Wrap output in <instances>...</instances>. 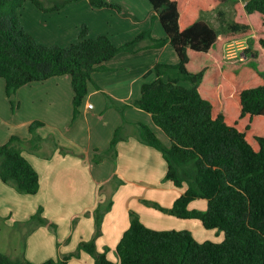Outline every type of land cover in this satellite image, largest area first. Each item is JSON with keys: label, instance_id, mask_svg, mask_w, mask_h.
I'll list each match as a JSON object with an SVG mask.
<instances>
[{"label": "trees", "instance_id": "obj_1", "mask_svg": "<svg viewBox=\"0 0 264 264\" xmlns=\"http://www.w3.org/2000/svg\"><path fill=\"white\" fill-rule=\"evenodd\" d=\"M77 1L0 0V79L5 94L10 97L27 84L68 76L75 119L92 73L105 70V63L119 53L168 43L177 63H157L155 80L143 84L140 98L131 103L149 114L170 141L166 147L139 125V141L158 150L165 161L164 179L175 188L186 186L170 209L155 207L179 220H198L204 229L224 236L221 243H199L188 231L151 230L130 212L112 262L96 250L102 219L95 215V236L81 242L78 251L88 254L93 264H264V0H148L165 38L153 40L145 31L120 47L106 35L88 38L85 25L77 42L46 47L19 21L18 9L26 3L50 12ZM87 1L92 8L119 10L106 0ZM229 2L234 14L223 31L201 20L205 13L222 17L221 7ZM237 40L246 41L243 59L227 60L224 47ZM39 126L31 124L29 132ZM19 141L11 137L0 146V180L32 196L39 190V178L17 147ZM117 141L115 133L109 151ZM195 200H205L206 210L190 211L188 205ZM111 205L109 201L105 213ZM40 212L34 219L47 225ZM73 257L78 253L40 264H67ZM0 264L33 263L0 253Z\"/></svg>", "mask_w": 264, "mask_h": 264}, {"label": "crops", "instance_id": "obj_2", "mask_svg": "<svg viewBox=\"0 0 264 264\" xmlns=\"http://www.w3.org/2000/svg\"><path fill=\"white\" fill-rule=\"evenodd\" d=\"M124 1L130 4L123 9L119 6V10L95 9L87 0L50 12L35 11L26 5L30 21L38 28L23 15L20 22L36 43L48 47L75 43L82 25L87 27L88 38L106 35L117 47L145 31H150L153 40L165 38L159 22H152L155 13L151 6L150 9L144 0ZM106 15L114 17V21ZM157 63H177L168 43L159 49L117 54L105 63V70L92 73L88 93L75 119L68 76L27 84L10 97L0 79V146L11 137L18 138L17 147L39 178V190L32 196L20 194L0 180V220H7L6 229L11 228L9 223L17 224L18 230L27 236L22 248H13L12 255L5 252L9 258L40 264L78 253L67 264H93L88 254L78 251L81 242L94 238L96 227L92 216L85 218L80 214L83 208H95L94 196L86 202L76 196L81 193L78 180L86 173L91 187L96 192L103 187L108 203L112 204L101 221L99 237L94 239L97 252L106 257H113L129 227L130 212L151 230L188 231L194 239L205 236L198 220H179L155 207L170 209L184 192L164 179L165 161L158 150L139 141V125L149 128L166 147L170 146L169 139L149 114L131 105L140 98L141 86L155 80ZM35 122L41 126L31 134L29 126ZM115 133L118 141L111 152L110 141ZM81 183L85 186L84 181ZM79 202L84 203L79 206ZM206 207L204 202L188 205L190 211H205ZM39 209V216L47 225L34 219ZM29 225L33 227L30 235ZM216 235L221 237L220 233Z\"/></svg>", "mask_w": 264, "mask_h": 264}, {"label": "rangeland", "instance_id": "obj_3", "mask_svg": "<svg viewBox=\"0 0 264 264\" xmlns=\"http://www.w3.org/2000/svg\"><path fill=\"white\" fill-rule=\"evenodd\" d=\"M106 1L110 4L116 5L118 7L121 6L122 9H123V6L130 4V2H125L124 0H106ZM109 1H112V2H109ZM144 4H147V6L150 8L148 0H144ZM26 5H29V6H31V8H33V10L38 11L34 5H31L30 3H26L24 8L18 9L19 21H20V17L23 15L22 18H25L27 20V22L30 23L34 28H38V25H36L35 22L30 21V16L28 15V13L26 11ZM109 9L115 10L114 8H109ZM221 10L223 12L222 17L219 18L216 13H209V14L205 13L202 15L201 20L203 22L207 23L210 27H212L216 31L221 32L224 30L225 25L228 22H230L233 18V14H234L233 2H229V3L225 4L224 6L221 7ZM106 17H108V18L110 17V18H112V21H114V17L107 16V15H106ZM154 18L155 17L152 18V22L154 20H155V22H158V20L156 18L155 19ZM82 26H81V28H82ZM81 28H80V30H81ZM63 29H64V27H63ZM80 30H79V32H80ZM77 40H78V38H77ZM77 40H76V42H77ZM231 43H232V52L235 55V57H232L230 59L227 58V60L238 59L246 47V41L245 40H237V41H233ZM231 43H229V44H231ZM227 45L224 47V57L227 53V50H226ZM46 47H48V46H46ZM60 48H64V47H60ZM182 85L184 87H188V88L190 87L189 83L188 84L183 83ZM90 162L94 163V159L93 160L90 159ZM88 177H89V175H88V173H86L84 175L83 179L81 177L79 178V180H78V182H80L79 183V190L81 193L76 194V196L78 195L79 198H82L80 200L81 201L83 200L84 202L88 201L89 199L92 198V196H94L92 198V200H93V203H95V208L93 210L88 209V208L86 210V208L85 209L83 208L82 210H80V214H82V216L85 218H89L91 216L93 218H95V215H96V217H98L99 219H104V217H105L104 207L108 204V199H109L108 194L102 191L103 187H100V189H98L96 192L95 189L91 187ZM83 181L85 183V186H82L81 182H83ZM185 189H186V186H183L181 190H185ZM83 196H86V197H83ZM84 202H79L78 203L79 206H81ZM195 202H204L207 205V202L205 200L194 201V203ZM4 221H7V220H3V221L0 220V253L5 254V252H7V253L9 252V253H11L10 255H12V253H14L13 248H15L16 250L19 248H22L23 242L27 236H25V232L23 233V232L18 230L17 224L12 225L9 223L11 228L6 229V225H5ZM201 228L204 230L203 234H205L206 237L203 235L196 236L197 238H195V239L199 243L205 242V241H209V242H213V243H221L223 241V233L222 232L214 230V229L213 230H207V229H204L202 226H201ZM27 229H28L27 233H28V235H30V233L33 231V227L31 225H29ZM48 229L50 230V232H52V230L50 228H48ZM164 229H169V228L166 227ZM219 233L221 234L220 238L218 237V235H216ZM9 239H11V242L10 241L7 242V240H9ZM112 256H113L112 258H110L108 256L107 259H109L110 261H113V260H111L113 258L116 259L115 253H113Z\"/></svg>", "mask_w": 264, "mask_h": 264}, {"label": "built area", "instance_id": "obj_4", "mask_svg": "<svg viewBox=\"0 0 264 264\" xmlns=\"http://www.w3.org/2000/svg\"><path fill=\"white\" fill-rule=\"evenodd\" d=\"M246 48V47H245ZM226 50H227V53H226V55H225V58L227 59H230V58H232V57H235V55L233 54V52H232V43L231 44H228L227 45V47H226ZM242 54L240 55V59H242Z\"/></svg>", "mask_w": 264, "mask_h": 264}]
</instances>
